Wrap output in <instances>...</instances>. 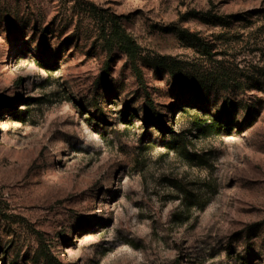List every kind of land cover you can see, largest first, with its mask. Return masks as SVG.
I'll use <instances>...</instances> for the list:
<instances>
[{
    "label": "rangeland",
    "instance_id": "374dc122",
    "mask_svg": "<svg viewBox=\"0 0 264 264\" xmlns=\"http://www.w3.org/2000/svg\"><path fill=\"white\" fill-rule=\"evenodd\" d=\"M262 9L0 0V264H264V93L162 65L204 74L187 35L233 40L236 24L206 15ZM111 16L153 59L141 81L104 45ZM197 119L228 128L200 133Z\"/></svg>",
    "mask_w": 264,
    "mask_h": 264
},
{
    "label": "trees",
    "instance_id": "16d2710c",
    "mask_svg": "<svg viewBox=\"0 0 264 264\" xmlns=\"http://www.w3.org/2000/svg\"><path fill=\"white\" fill-rule=\"evenodd\" d=\"M193 14H196L193 12ZM206 15L207 21L213 26H219L223 30H230L233 25H237L240 30L236 33L233 40H225L222 34L214 37L211 41H204L195 34L187 35V43L200 55L203 56L202 64L208 66L209 70H205L204 74L198 72L194 74L196 65L184 66L182 62L174 60H164L163 67L172 73L178 74L180 77H194L199 83L218 82L224 87L234 86L242 92L252 89L264 93V9L245 14H235L226 17ZM117 17L111 16L107 20L110 33L105 38V47L111 50L117 47L123 51L134 69L138 79L141 81L142 74L138 68L139 62L153 65L152 60H146L142 55L139 46L127 34H125L117 23ZM260 22L259 25H256ZM256 25V26H255ZM245 30H250L246 33ZM239 49L242 58H230L228 53L233 49ZM215 51L214 53H212ZM221 56V60H215V57ZM163 60V59H162ZM190 67V68H187ZM189 71H188V70ZM191 71L193 74L191 75ZM201 78V79H200ZM150 111H154V104L146 94ZM193 126L195 129L204 133L209 129L215 128L217 131L228 128L227 125L217 121H210L208 124L204 120H195Z\"/></svg>",
    "mask_w": 264,
    "mask_h": 264
}]
</instances>
